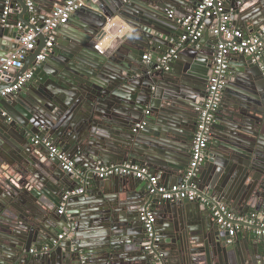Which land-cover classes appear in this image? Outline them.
I'll list each match as a JSON object with an SVG mask.
<instances>
[{
  "label": "water",
  "instance_id": "95a60500",
  "mask_svg": "<svg viewBox=\"0 0 264 264\" xmlns=\"http://www.w3.org/2000/svg\"><path fill=\"white\" fill-rule=\"evenodd\" d=\"M31 1L40 19L60 2ZM237 1L226 0L232 24L256 34L264 25V0H253V11L246 0ZM6 2L0 0V58L32 28L25 0H12L18 18L9 14L3 23ZM199 2L89 0L58 29L31 78L0 100V264H154L156 254L163 264H264V237H231L205 205L161 199L133 176L92 177L59 214L61 197L82 186L81 178L31 141L47 136L77 167L130 162L147 166L159 183H182L221 40L213 34V45L207 44L214 18L205 19L201 38L161 60L173 46L170 37L182 32L178 20L192 15ZM115 16L128 27L121 35L123 25L109 22ZM44 44L39 33L24 66L9 71L12 83ZM208 145L192 180L241 215L263 213L264 68L253 56L231 54ZM142 204L156 218L154 250L144 246ZM64 231L73 235L54 244Z\"/></svg>",
  "mask_w": 264,
  "mask_h": 264
},
{
  "label": "built area",
  "instance_id": "2783aa9c",
  "mask_svg": "<svg viewBox=\"0 0 264 264\" xmlns=\"http://www.w3.org/2000/svg\"><path fill=\"white\" fill-rule=\"evenodd\" d=\"M25 1L28 11V22L32 28L27 29V26L18 22L17 27L19 29H27V32L21 36L17 48L11 50L6 57L0 58V84L6 83V86L0 89V100L17 92L31 78L35 66L43 61L51 51L58 35V29L67 24L70 16L89 0H60V2L54 4L49 13L45 14L44 19H40L36 15L31 0ZM11 2L12 0H7L6 2L2 15L3 23L12 11V8H10ZM210 17L214 18L210 29L214 35L220 34L221 40L214 47L212 75L206 87V102L200 111L198 124L193 135L189 165L183 182L174 185H163L159 183L157 176L147 166L130 162L110 165L98 163L92 167H77L47 136L36 135L31 137L33 144L41 143L45 145L48 148L49 156L57 158L60 167L66 173L81 178L82 186L65 192L61 197V205L58 209L59 214L64 211L65 201L68 197L81 194L84 191V186L88 184L92 177L133 176L146 180L149 192L158 194L161 199H186L205 205L209 209L214 222L220 228L227 230L231 237L236 236L240 231L252 233L256 237H264V212H249L248 214L239 215L225 203L211 195L207 188H200L192 180L195 175V169L204 159L205 151L208 148L210 128L222 99L231 54L253 56L254 60L258 61L260 66L264 68V25L256 34L248 35L232 24L230 13L226 9V0H200L192 15L178 20L181 22L182 32L178 36L170 37L169 41L173 46L164 54L161 61L165 63L175 57L177 50L184 42H192L201 38L206 26L205 19ZM39 33L45 38L44 46L36 56L34 64L12 83L13 77L9 74V71L11 69H20L24 66L27 57L37 46ZM143 58L148 61L149 55L146 54ZM10 82L11 84H9ZM141 126L138 123L133 130ZM139 219L145 230V249L148 251L154 250L159 239L155 232L156 218L150 205L144 204L140 206ZM68 237H71V232L64 231L59 233L52 242L56 244L59 240ZM43 249L47 250V247L45 246ZM31 251L33 252V250ZM154 264H163L161 255L156 254Z\"/></svg>",
  "mask_w": 264,
  "mask_h": 264
},
{
  "label": "crops",
  "instance_id": "0c3cea01",
  "mask_svg": "<svg viewBox=\"0 0 264 264\" xmlns=\"http://www.w3.org/2000/svg\"><path fill=\"white\" fill-rule=\"evenodd\" d=\"M241 1L242 0H239V1H237L236 2V5H238L239 3H241ZM253 3V4H252ZM252 4V6H250ZM43 5V4H42ZM245 5H246V9H247V7H248V10H251V11H253V10H255V3H254V1L253 0H246V2H245ZM15 9H18V10H20V7L16 4V6H15ZM25 17H27V16H25ZM10 18L12 19V20H17V18H18V15L17 14H15V13H13L12 11H11V13H10ZM110 23H112V22H116L117 24H119V25H123L124 26V24L122 23V21L121 20H119L118 18H117V16H115V17H113V18H111V20L109 21ZM122 26V27H123ZM210 26L211 25H209L208 26V29H207V44L208 45H213L212 43H213V41H214V35H213V33H212V31H211V29H210ZM205 28H207V26H205ZM126 29H128V27H126L125 26V28H124V30L123 31H121L120 33H119V35H121L122 33H124V31L126 30ZM108 44H109V38H108V40L107 39H105V40H103V42L101 43V46L102 47H107L108 46ZM234 56H237V55H233V57L232 58H235ZM230 60H231V56H230ZM233 61V60H232ZM190 144H192V143H190ZM209 146V145H208ZM8 160H10V158H8ZM82 168V167H81ZM154 174H155V172H153ZM160 182H161V184H163V185H166V183L165 182H163V181H161L160 180ZM168 185V184H167ZM143 205V204H142ZM150 208H151V206H150ZM139 209V208H138ZM153 209V208H152ZM234 212H236V213H238L239 215H241L240 214V212H238V211H235V210H233ZM139 220V219H138ZM214 221V220H213ZM215 223V222H214ZM71 235H73V233L71 232ZM245 237H247L248 238V240H254V239H256V238H258V237H256V236H254L252 233H249V232H245V231H240V232H238L237 234H236V236H235V238H238L239 240H242V239H244ZM68 238H70V237H68ZM45 247V246H44ZM34 249L35 248H33V251H34Z\"/></svg>",
  "mask_w": 264,
  "mask_h": 264
}]
</instances>
